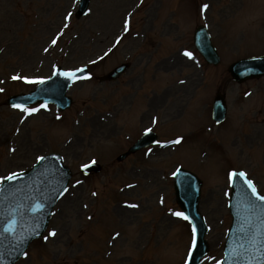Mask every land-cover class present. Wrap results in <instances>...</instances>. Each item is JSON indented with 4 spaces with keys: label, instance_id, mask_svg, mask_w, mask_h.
I'll return each instance as SVG.
<instances>
[{
    "label": "rangeland",
    "instance_id": "rangeland-1",
    "mask_svg": "<svg viewBox=\"0 0 264 264\" xmlns=\"http://www.w3.org/2000/svg\"><path fill=\"white\" fill-rule=\"evenodd\" d=\"M77 2L0 0V177L49 152L72 172L47 230L15 264H185L192 229L174 215L177 166L202 181L208 252L200 264H218L230 224L229 173L242 170L264 195V78L237 84L227 72L234 60L264 53V0H91L82 18ZM198 24L220 54L216 66L193 46ZM123 61L125 74L99 80ZM58 65H87L91 74L72 84L66 111L40 104L29 115L4 105L37 83L14 76L37 81ZM217 91L227 104L220 124L211 120ZM147 128L160 143L117 161ZM91 160L101 172L85 176L79 169Z\"/></svg>",
    "mask_w": 264,
    "mask_h": 264
},
{
    "label": "water",
    "instance_id": "water-1",
    "mask_svg": "<svg viewBox=\"0 0 264 264\" xmlns=\"http://www.w3.org/2000/svg\"><path fill=\"white\" fill-rule=\"evenodd\" d=\"M87 1L82 0L80 12ZM195 40L206 60L216 64L219 57L210 44L204 28L199 27L196 30ZM126 67L127 64H123L107 76L114 78ZM229 70L239 81L258 77L264 74V56L239 60L232 64ZM59 73L60 71H57L52 79L39 84L28 95L10 97L8 103L47 99L57 102L61 109L69 106L70 99L65 96V91L70 78ZM224 115L225 106L218 95L214 103L213 116L216 121H220ZM154 139L153 134H147L119 158L153 142ZM88 169L99 170V167L91 165L86 170ZM68 179L69 171L61 164L60 157L57 154H49L44 156L43 160H39L32 169L17 173L16 178L12 180H4L0 185V251H5V254H0V264H12L28 243L41 235L49 219L51 208L66 187ZM199 187L200 181L193 174L182 169L175 174L177 200L197 229L198 246L192 253L190 264H197L207 249L203 240L205 227L197 212ZM236 187H241L243 192L249 195L238 178L234 184V188ZM234 196L233 190L231 199L233 220L226 240V257L223 264H264V241L262 245L260 242L264 240V202L253 194L248 200L236 198L233 201ZM249 205H256L259 208L248 215L243 214L244 207Z\"/></svg>",
    "mask_w": 264,
    "mask_h": 264
},
{
    "label": "snow or ice",
    "instance_id": "snow-or-ice-1",
    "mask_svg": "<svg viewBox=\"0 0 264 264\" xmlns=\"http://www.w3.org/2000/svg\"><path fill=\"white\" fill-rule=\"evenodd\" d=\"M202 8L206 10L208 8V5L204 4L202 6ZM125 24L127 25V21L125 22ZM65 27H67V25H65ZM125 31H127V27L125 28ZM52 43L56 44L57 40L53 39ZM46 51H47V49H46ZM184 55L187 56L190 59L194 58L193 53L191 51H188V50H185ZM83 71H84L83 68H79V69H75V70L63 71V72H60L59 74L65 76V77L74 78V79H81V78L87 79V78H90V75H91L90 73L85 75V76H82V77L81 76H77L78 72L82 73ZM13 79H23V80H25V81H27L29 83H33V82L43 83L42 79L37 80V81H32V80H29L27 77H22V76H14ZM0 91H3V90L0 89ZM14 107L22 110L24 113L29 114V115L39 111V109H37V108H34V107L33 108H29V107H27V106H25L23 104H16V105H14ZM42 107H47V105H42ZM145 131L150 133L152 131V129L151 128H147V129H145ZM182 139H183L182 137L177 138V140L174 141V143L178 144V143L181 142ZM156 143L159 144L160 142L157 141ZM149 151H151V150H149ZM38 159L43 160L44 157L41 156V157H38ZM92 163H95V161L93 160ZM88 167H89V165H87V164L82 165V168H84V169H87ZM174 175H175V173H174ZM236 175H237V172L236 171H232V172L229 173V178L230 179L234 178ZM239 175L240 176H246V173L240 172ZM16 176H17V173L13 172V173L9 174L7 177H0V182H2L4 180H12V179L16 178ZM77 183H80V181H77ZM247 185L251 189L252 193L254 195H256L259 200L264 201V195H259V193L257 192L256 186H255V184H254V182L252 180H247ZM67 191H68L67 188L63 189V192H67ZM63 192H61V195L63 194ZM130 206L131 207H137V205H130ZM174 215H176L178 217H182L185 220H189L190 219L182 211H177V212L174 213ZM49 235L55 236L56 235L55 229H53L50 232ZM116 235H119V233H117ZM47 238L48 237H45V239H47ZM197 246H198L197 229H196V226L193 225V227H192V249H190V251H189V257L192 256V250L196 249ZM25 255H26V253H25ZM185 264H187V261L185 262ZM218 264H221V262H218Z\"/></svg>",
    "mask_w": 264,
    "mask_h": 264
},
{
    "label": "bare ground",
    "instance_id": "bare-ground-1",
    "mask_svg": "<svg viewBox=\"0 0 264 264\" xmlns=\"http://www.w3.org/2000/svg\"><path fill=\"white\" fill-rule=\"evenodd\" d=\"M263 241H264V240H260L261 245H262ZM261 245H260V246H261ZM0 254H1V255H2V254H5V251L1 250V251H0Z\"/></svg>",
    "mask_w": 264,
    "mask_h": 264
}]
</instances>
